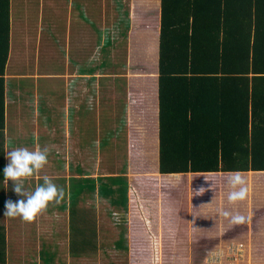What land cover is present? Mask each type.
Returning a JSON list of instances; mask_svg holds the SVG:
<instances>
[{"label":"trees","instance_id":"16d2710c","mask_svg":"<svg viewBox=\"0 0 264 264\" xmlns=\"http://www.w3.org/2000/svg\"><path fill=\"white\" fill-rule=\"evenodd\" d=\"M131 13L129 77L113 78L129 88L127 200L155 244L147 262L207 264L222 249L230 264L236 242L245 263L264 264V0H133ZM11 18V0H0V173L11 144ZM7 187L0 182V209ZM64 200L72 253L98 252L96 208ZM8 253L0 223V264Z\"/></svg>","mask_w":264,"mask_h":264},{"label":"rangeland","instance_id":"374dc122","mask_svg":"<svg viewBox=\"0 0 264 264\" xmlns=\"http://www.w3.org/2000/svg\"><path fill=\"white\" fill-rule=\"evenodd\" d=\"M54 1L55 0H16V2L13 3V7L16 6L17 17L20 16L23 19L21 31L25 37L24 40L28 38L27 34H29V37H31L28 39L29 41H26L29 46L33 47L28 50V52L31 50L34 51V47L37 44L36 35L37 30L40 27L38 25V19L40 18L44 8L46 13L44 23L47 24L50 20H52L56 22L58 30L62 32L61 30L64 28L65 21L62 16L54 12L53 8L56 5L59 12L58 0H56L57 4L51 5L52 2L54 3ZM67 1L68 0H66V2ZM104 1L109 5L111 3H115V0H88L87 3L92 9L90 12L87 7L85 11L86 13L78 9L80 16L83 17L85 21L91 23L93 25V29L98 33L99 36L97 39L99 40V43H101V46L105 45L103 46L104 48L101 50V52L106 55L104 59L102 57L98 59V63L104 60V68L97 71V73L100 74L99 77H91L89 79L91 85H88L89 82L84 80L86 79L84 78L80 81L79 85L75 86V89L73 90V92L76 94L81 93V101H83L84 97L90 99V97H88L90 93L93 96L92 99L97 101V104L94 107L93 105L84 106L80 112V115L85 116V118L79 121V125L82 127L84 126L83 133L84 135L87 134L88 136H86L85 139H83V137H81V139L72 138V147H70V145H66L65 147L64 142L67 140L66 137H64L65 132L62 128L65 127V112H62V109H58V112L56 113L51 112L50 108L44 105L42 112L40 113L38 112V103L36 104L35 100L32 101L33 107L30 112L25 107L27 106L30 109V106H28V104L24 106L22 109L23 115H19V112L17 111L21 108L16 107V103L13 101V105L11 107L12 111H10V113L8 111L7 124L8 139L11 143L10 147H8V151L17 147H27L29 150H36L43 147H47L49 149L48 160L46 163L47 165L45 164L39 173L31 176L33 177V180H35V186L40 183H37L39 180L38 178L41 179L45 175H48V177L52 175L51 179L53 182L59 189L63 191L62 201L65 197L64 201L67 204L69 203L68 200H76L78 202L82 200L84 204H86L87 200H89V202L93 200V206L96 207V204L94 203L96 201L95 189H97L100 195L104 197H99L101 200L99 201L100 206H97V209L101 208L103 210L100 226H102L104 231V245H100V249L96 253H80L78 255L76 251H74L76 254L72 253L70 248L74 244L73 241L76 242L78 238L75 233L72 234L70 217H67L66 211H61L63 209L60 207V204L62 203L61 201L59 203H50L43 212L35 217L37 218V221H34V218L30 222H25L18 217H4V207H1L0 223L4 224L7 228L9 244V259L7 264H127L126 260L128 258L127 256L129 255V251H120L119 249L113 247H116V244L113 242L119 239L118 237L121 232L120 225L125 220L122 217V213H119V209L112 205H116L118 207L126 206L125 198H127L129 185L127 178L124 176L126 174L131 175L132 173V169L129 171V173H123V171L127 170L128 158H130L128 157V150L130 147L132 148V146L127 144V135L124 134L127 131V124L125 120L120 122L123 116L125 117L126 115V105L127 103L129 104L130 98L125 86L123 87V85H120V82L116 84L117 81L115 80V76H117L116 74L126 73L127 71L122 69L128 60V42L127 37L121 40V42L116 41L114 35L111 34L112 30L110 26H108V31L105 32L101 20H99V22L95 18L94 14L97 11L95 5L99 4V10H101L103 6L102 3ZM78 3L84 4L83 0H78ZM77 6V4H74V8H77ZM48 13L50 15H48ZM123 15V17H119L120 20L123 19L124 21L123 30L122 26L118 23L116 24V30L121 29V31H124L126 34L128 33L127 25L130 17L128 10L125 8ZM27 21H29L30 25L27 24ZM18 24L19 22H16L17 30H19V27L17 26ZM77 24V30L80 32L82 30L81 24L79 22ZM83 26L86 25L83 24ZM50 28L51 25L48 26V30H50ZM15 33L16 35L18 34V32ZM49 33L50 36L43 33L42 37H38V42L41 49L40 68L44 71L58 70L60 73L64 72L65 68H69V65L64 58H58L55 56H60L62 54L61 49L59 50L57 48L63 44L59 42L57 43L56 40H60L62 38V42H64L66 36L63 38V33L62 35H59L58 32L53 33L49 31ZM31 35H34V37ZM77 36H81V32L78 33ZM18 37L16 36L14 38L15 41H13L14 52L11 50L12 54L11 60L8 64V73L15 74V72H19V74L23 73V75L18 76L19 78L8 76V89H13L15 87L17 89H22L29 96V99H31V90L28 89L29 84L27 82V75L25 74L27 68L30 69L33 66V62L35 61L34 59H31L32 62L27 64V61H29L28 59L30 58L26 59L27 56L22 55L24 53H19L20 50L25 48H18L21 45L19 40L17 41ZM119 37L120 35H118L116 38ZM114 39L115 41H113ZM16 43L17 47H15ZM95 60L96 59H93V61L89 59H80L79 65L76 66H78V68L83 71L86 70V68H89V66L94 67V65H96ZM68 61L72 63L71 66H75L77 63V61L72 59V57H70ZM112 68H114V70ZM93 70L95 69L91 67L90 71L93 72ZM111 74H115V78H113ZM122 76L123 75L117 77ZM127 77H129V75H127ZM119 81H121V79H119ZM56 83L57 81H54L51 83V85H58L59 88H62L61 85ZM42 90L43 91H41L39 94L44 92L43 87ZM47 93H49V90ZM48 99L52 104L59 102L60 106L63 101V98H59L57 102L52 98ZM15 109H17V111H14ZM44 112L45 114L43 115ZM48 114L51 116H48ZM38 116L41 118V123H46L48 125L47 128L43 129L45 132H42L47 135V139H44L45 141H41L44 143L40 144V142H37L36 146H34L35 140H33L32 135L35 133V129L40 124L36 120ZM22 119H24V123L22 122ZM70 119V122L72 123L74 116H71ZM115 123L118 125V131L116 134H113L110 133L109 129H114ZM20 125L24 126L21 127ZM129 129L130 124L128 122V130ZM52 130L56 131L57 133L52 134ZM71 130H73V127H71ZM48 169H51V171H48ZM75 171L78 175L77 178H74V176H69L70 173L76 174ZM90 173L93 175L90 176ZM115 173H118V178L116 179H107L105 176H103L110 174V176L107 177H112L116 175ZM133 174L138 176L137 173ZM89 176L91 178H89ZM11 183V181L8 182L7 188H9L10 191L6 194V201L9 200V196H11ZM114 183L116 185H113ZM13 196L15 200H17L18 196L15 193ZM84 204L82 205L85 206ZM125 213L126 212H124V214ZM118 217H121V219ZM40 218L43 223L41 222V225L39 224L38 226V219L40 220ZM91 227L92 226L88 227V231ZM252 230L253 229H251V231ZM41 236L46 237L42 240ZM122 236H124V233L121 234L120 239ZM48 237L50 240H47ZM72 237L73 241L71 242ZM42 241L47 251L43 252L41 257L40 251L43 247ZM233 249L234 250H232V252L235 251L237 255L236 262L242 259V262L245 263L244 259L246 256V251L243 252V254H245L244 256L239 254V247L234 246ZM222 259L220 252L218 254L215 253L210 257L211 262L207 263L222 264Z\"/></svg>","mask_w":264,"mask_h":264},{"label":"crops","instance_id":"0c3cea01","mask_svg":"<svg viewBox=\"0 0 264 264\" xmlns=\"http://www.w3.org/2000/svg\"><path fill=\"white\" fill-rule=\"evenodd\" d=\"M16 0H11V50L12 52H14V43L13 41L14 38L17 36H19L17 38V41L19 40L20 42V46L18 48H25L19 51L20 54H22L23 56H27V58L29 61H27V64H29L30 62H32L31 59H34L35 62H33V66L28 69L26 71L27 75V82L29 84V90H31L30 93V97L31 99H29V96L25 93L24 90L22 89H17L16 87L13 89H9V91L13 94L12 97V102L14 101L16 103V107L21 108L20 110L17 111V109H15L14 111L19 112V115H23L22 114V109L24 108V106L26 104H28V106H30V109L25 106L29 112L32 109V101L35 100L36 104L38 103V112L41 113V109H43L44 105L50 108L51 112H58V109H62V112H65V117L64 118V125L65 127H62L64 129L65 132V136L66 137V142H64V146L66 147V145H70V147H72V141L71 139H81V137L83 136V127L79 125V121H81L83 118H85V116H81L80 112L82 111V109L84 108V106H91L93 105V107L97 104L96 100L92 99V94L88 97H90V99H88L87 97H84L83 101H81V93H74L73 90L75 89L76 85H79L80 81L84 78V80H87L88 85H91L90 82V78L91 77H99L100 74L97 73V71H99V68L102 69L104 68V64L103 61H100L98 63V59L100 57H102L103 59L105 58L106 55H104L101 50H103V46H101V43H99L98 38V33L93 29V25L87 21L84 20L83 17L80 16V14L78 13V9L82 10V11H86V9L88 8L89 12L90 10H92L89 7V4L87 3L88 0H83V3H78V0H68L66 2V0H58V4H59V12H58V8L57 5L53 8L54 12L59 14L60 16H62L64 18V28L61 30L62 32H60L58 30V26L56 24V22L50 20L49 23L45 24L44 23V18L46 16L45 13V8L42 11V14L40 16V18L38 19V25L40 26L37 30V44L34 47V51H29L31 48H33L32 46H29V44L26 41H29L28 39H30L31 37H29L30 35L27 34L28 38H26V40H24V35L21 31V25L22 24V18L20 16L17 17L16 15V6L13 7V3H15ZM125 2V3H124ZM132 2L133 0H115V3H111L106 4V2L104 1L102 3V9L99 10V4L95 5L96 8V12L94 14L95 18L99 21L101 20L102 25H103V29H105V32L108 31V26H110L112 32L111 34L114 35L116 41L121 42V40L125 39L127 37V42L129 44V42H131V28H132V21H131V9H132ZM57 4L56 0L54 1V3L52 2L51 5ZM74 4H77V8H74ZM82 4V5H81ZM87 7V8H86ZM124 8L126 10H128L129 12V21H128V33H124V31H121V29L116 30V24L118 23L119 25L122 26V30H123V26H124V21L123 19L120 20L119 17L120 16H124L123 15V11ZM86 13V12H85ZM92 14V13H90ZM125 14V13H124ZM48 15H50L48 13ZM88 18V17H87ZM119 19V20H118ZM118 20V22H117ZM16 22H19V24L17 25L19 27V30L16 29ZM42 22V24H41ZM81 24V28L82 30L81 32V36H77L78 30H77V23ZM100 22V21H99ZM86 26H83V24ZM98 23V22H96ZM95 23V24H96ZM27 24H29V21H27ZM30 25V24H29ZM51 25L50 30H48V26ZM46 27V29H45ZM85 27V28H84ZM84 28V29H83ZM51 32H58L59 35H62V37H65V41L62 42V38L60 40H56L57 43H63L59 48L57 49H61L62 54L60 56H55L58 58H64L65 61L67 62V64L69 65V68H65L64 72H59L58 70L56 71H44L43 69L40 68V57H41V49L39 46V42H38V37H42L43 33L47 34L48 36H50ZM15 32H18V34L16 35ZM16 35V36H15ZM118 35H120L119 38H116ZM15 36V37H14ZM32 37H34V35H31ZM115 39L113 41H115ZM28 45V46H27ZM17 47V43L16 46ZM11 52V54H12ZM27 53V54H26ZM72 57V59H75V61H77V63L75 64V66H71V62L68 61V59ZM128 58H129V45H128ZM80 59H89L91 61H93V59L95 60V64L94 67L93 66H89V68H86V70H81L80 68H78V66L80 63ZM10 60H11V55H10ZM129 61V59L127 60ZM10 62V61H9ZM91 67L95 70H93V72H91ZM114 67V66H112ZM114 70V68H112ZM128 71H126V73H119L116 74L117 76L123 75L122 77H126L127 75H129V69H126ZM16 71V70H15ZM98 74V75H97ZM23 75V73L19 74V72H15V74L12 73H8V68H7V77L8 76H13L14 78H19L18 76ZM110 75V74H108ZM115 74H111V76L114 77ZM57 81L56 84H59L62 86V88H59L58 85H51L52 82ZM86 82V83H87ZM42 87L44 88V92H42L41 94H39L42 90ZM125 89L127 91H129L128 87H125ZM49 90V93H47ZM92 92V91H91ZM129 94V92H128ZM79 96V97H77ZM48 98H52L54 99L56 102L59 98H63V101L61 103V106L59 104V102L52 104ZM78 99V100H77ZM42 101V102H41ZM13 105V104H12ZM59 107V108H58ZM61 112V114H62ZM45 114V112L43 113V115ZM64 115V113H63ZM48 116H51L50 114H48ZM74 116L73 119V124L70 122V117ZM64 117V116H63ZM35 120V119H34ZM37 122L40 123L39 126L35 129V133L32 135L33 140H35L34 146H36L37 142H40V144L44 143L41 141H45L44 139H47V135L42 133L45 132L43 131L44 128H47V124L46 123H41V118L40 116L37 117ZM71 127H73V130H71ZM113 130V129H110ZM57 133L56 131L52 130V134ZM126 135H127V144H131V134H130V129L126 131ZM69 151V150H68ZM47 165V164H46ZM44 171V170H43ZM48 171H51V169ZM127 170L123 171L124 174H126ZM91 174V173H90ZM116 175L118 173H115ZM87 175V174H86ZM89 175V174H88ZM93 174H91L90 176H92ZM115 175V176H116ZM129 174H126L125 177L127 178ZM48 176V175H47ZM69 176H72V174L70 173ZM74 177H77V172L76 174H73ZM89 176V178H91ZM103 176H110L109 175H103ZM50 178H52V175L49 176ZM29 178V177H28ZM31 180H33V177ZM29 178V179H30ZM39 180L38 182H42L40 178H38ZM128 179V178H127ZM29 184V183H28ZM97 185V184H96ZM113 185H116L115 183ZM35 187V185H34ZM102 187V186H100ZM99 187V189H100ZM29 190H32L29 188ZM96 191V201L94 202L96 204V216H97V237H98V241H100V244L104 243L105 241V236L103 235L104 231L102 229L101 225V219H102V209H97V206H100V198L102 197L99 193V191L97 189H95ZM130 197V189H128V193H127V198L126 199V206L123 207H118L116 205H112L114 207H117V209H119V213H122V217L125 221H123V226L121 223V229H120V235H119V239L114 241L113 243L116 244V247L113 246L114 248L119 249L120 251H129V255L127 256V264H155V262H151L148 263L147 261L150 262V260L148 259L147 256V249L152 250L155 247L154 241L153 239L151 240L150 238L147 239L148 233H146V223L145 222H140L139 220H135L134 219V214L131 208V199L127 200ZM104 198V197H102ZM106 199V198H105ZM68 202L70 203V200H68ZM68 203V204H69ZM67 204V205H68ZM81 204H84L83 201H81ZM86 206L90 207V205H93V200L91 202H89V200H87ZM63 209L61 211H66V215L67 217H70V213H69V207H62ZM93 208V207H92ZM110 209V208H109ZM126 212L124 214V212ZM114 212V211H113ZM172 216H175V214H172ZM119 219H121V217H118ZM118 219V220H119ZM34 221H37V218H35ZM41 218L40 220L38 219V226L39 224L41 225ZM43 223V222H42ZM118 224V223H117ZM119 225V224H118ZM142 231L143 234L145 235L144 238H140L139 235L137 236V233ZM124 233V236L121 237V234ZM126 233V234H125ZM157 233H159L157 231ZM46 236H41V239L43 240ZM150 237V236H149ZM40 238V237H39ZM40 239V240H41ZM57 239V238H56ZM65 239V238H64ZM47 240H50L49 237ZM69 241V239H68ZM43 243V241H42ZM234 244H238L236 242H232ZM102 246V245H101ZM44 247V243H43V247L41 249V251L43 250ZM71 249V248H70ZM100 249V247H99ZM47 250V249H46ZM72 250V249H71ZM40 251V252H41ZM160 251V250H159ZM221 254V259L223 258L224 252L222 249L213 252L211 256H213L215 253H219ZM53 253V252H50ZM41 254V253H40ZM229 255V254H228ZM208 257L207 262H211L210 257ZM42 257V254H41ZM56 258V257H55ZM134 259V260H133ZM161 259V258H160ZM229 260H230V256H229ZM223 261V260H222ZM231 261V260H230ZM222 264H226L224 262H221ZM231 263V262H230ZM253 264V263H244L242 262V259H240L239 261H235L231 264ZM160 264H165V263H160ZM166 264H171V263H166ZM191 264V263H190ZM208 264V263H207Z\"/></svg>","mask_w":264,"mask_h":264},{"label":"clouds","instance_id":"9594fccd","mask_svg":"<svg viewBox=\"0 0 264 264\" xmlns=\"http://www.w3.org/2000/svg\"><path fill=\"white\" fill-rule=\"evenodd\" d=\"M48 153L47 147L36 150L17 147L5 153L8 162L0 173L3 176V180L0 182L6 181L8 186V182L11 181V190L18 196V199L15 201L9 199L5 202L4 217H18L25 222H30L43 212L50 203L60 202L63 191L46 175L42 177V182L36 185L34 189L28 190L25 187L26 179L39 173L45 166Z\"/></svg>","mask_w":264,"mask_h":264},{"label":"built area","instance_id":"2783aa9c","mask_svg":"<svg viewBox=\"0 0 264 264\" xmlns=\"http://www.w3.org/2000/svg\"><path fill=\"white\" fill-rule=\"evenodd\" d=\"M234 246L239 247V248H240V250H239V254L245 256V254H243V252H245V246H243L242 243H240V244H234V243H233L232 245H230L229 250H228V254H229V256H230L231 263H233V262H235V261L237 260L236 252H235V251L232 252V250H234V249H233ZM230 251H231V252H230ZM231 263H230V264H231Z\"/></svg>","mask_w":264,"mask_h":264}]
</instances>
